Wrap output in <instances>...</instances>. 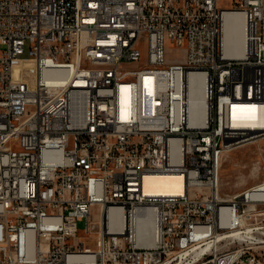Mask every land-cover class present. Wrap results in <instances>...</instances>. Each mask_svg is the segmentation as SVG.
Wrapping results in <instances>:
<instances>
[{"label": "built area", "instance_id": "built-area-1", "mask_svg": "<svg viewBox=\"0 0 264 264\" xmlns=\"http://www.w3.org/2000/svg\"><path fill=\"white\" fill-rule=\"evenodd\" d=\"M225 1L0 0V264H264V223L238 221L264 182L239 204L220 191L226 152L264 138L232 122L264 105V0ZM226 12L244 15L241 55L225 52ZM27 51L33 87L14 75ZM150 173L181 174L183 192L149 194Z\"/></svg>", "mask_w": 264, "mask_h": 264}, {"label": "bare ground", "instance_id": "bare-ground-1", "mask_svg": "<svg viewBox=\"0 0 264 264\" xmlns=\"http://www.w3.org/2000/svg\"><path fill=\"white\" fill-rule=\"evenodd\" d=\"M224 49L228 55H241L244 50V15L239 12H226L224 15L223 27ZM190 83V121L192 123H203L205 120L206 101L204 95V74L200 72H190L187 74ZM233 126L238 128H262L264 127V105L255 103L241 104L234 107L232 111ZM236 127V128H237ZM238 148V147H237ZM144 186L149 194L181 193L184 190L183 177L175 173H150L144 178ZM253 193V192H252ZM264 199V184L257 191ZM249 195L251 192L248 193ZM254 194V193H253ZM241 192L231 197V204H239ZM150 220V219H149ZM238 221L243 224L244 218L239 217ZM152 223V221L150 220ZM120 215L111 219V225L117 227L121 225ZM147 225V221L142 222V227ZM152 227L149 226V230ZM238 234V230L233 231ZM149 242L151 238H142Z\"/></svg>", "mask_w": 264, "mask_h": 264}, {"label": "rangeland", "instance_id": "rangeland-1", "mask_svg": "<svg viewBox=\"0 0 264 264\" xmlns=\"http://www.w3.org/2000/svg\"><path fill=\"white\" fill-rule=\"evenodd\" d=\"M0 48H5V46L0 45ZM185 53L184 48L178 47L171 42L167 44V56L170 59H176L178 55L183 57ZM35 63V57H31L27 51L14 62L15 78L26 81L30 87L35 86ZM128 65L136 66L139 63H128ZM249 144L251 145H241L226 152L221 167L220 191L223 196L244 191L249 188L250 183L257 184L264 182V138ZM92 213L98 218V205L93 207ZM262 223H264V203L259 204L256 210H249L244 213L245 228L250 227V224ZM78 227L80 229L79 234L83 236L81 240L85 239L87 242V236H84L86 235V218L79 220ZM89 243L92 246L94 244L92 240Z\"/></svg>", "mask_w": 264, "mask_h": 264}, {"label": "crops", "instance_id": "crops-1", "mask_svg": "<svg viewBox=\"0 0 264 264\" xmlns=\"http://www.w3.org/2000/svg\"><path fill=\"white\" fill-rule=\"evenodd\" d=\"M246 145H251V144H245V145H243V146H246ZM251 185L249 186V187H251V186H254V185H256V184H253V183H250ZM257 184H259V183H257ZM243 191V190H242ZM242 191H240V192H242ZM235 194V193H234Z\"/></svg>", "mask_w": 264, "mask_h": 264}]
</instances>
